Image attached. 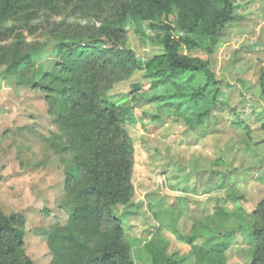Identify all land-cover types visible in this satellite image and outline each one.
<instances>
[{"label": "rangeland", "instance_id": "374dc122", "mask_svg": "<svg viewBox=\"0 0 264 264\" xmlns=\"http://www.w3.org/2000/svg\"><path fill=\"white\" fill-rule=\"evenodd\" d=\"M118 2L13 0L9 17L0 20V213L14 217L32 264H68L55 257L52 241L67 232L75 195L98 175L93 169L86 178L77 166L95 162L110 137L94 117L63 104L61 82L42 75L58 77L60 43L102 40L100 23L115 13ZM233 4L234 19L219 31L211 53H191L208 61L220 89L206 120L194 126L174 117L170 107L138 100L150 85L133 69L130 53L147 61L163 52L150 43L146 26L130 24L124 47L97 45L119 69L109 63L95 67L90 74L95 90L131 107V121L123 129L133 146L134 198L114 212L121 216L136 264H149L144 244L156 233L167 241L168 256L189 254L190 246L162 223L184 236L207 225L221 238L237 231L240 222L250 228L257 224L253 212L264 200V0ZM169 22L175 24V17ZM24 56L29 64L16 68ZM82 121L86 126L79 128ZM88 229L91 248L98 236ZM67 246L72 254L74 248ZM255 251L249 232H238L227 240L222 260L251 264Z\"/></svg>", "mask_w": 264, "mask_h": 264}, {"label": "trees", "instance_id": "16d2710c", "mask_svg": "<svg viewBox=\"0 0 264 264\" xmlns=\"http://www.w3.org/2000/svg\"><path fill=\"white\" fill-rule=\"evenodd\" d=\"M233 2L119 0L115 13L100 23L98 36L102 40L60 43L56 47L58 77L43 73V80L53 76L61 82L64 86L60 91L63 104L78 108V113L85 118L94 117L96 127L110 132L107 147L98 149L95 162L77 166L86 178L93 169L98 175L87 181L75 195V213L67 232L53 238L56 258H66L68 264H136L124 240L121 216L114 212L115 207H125L134 198L133 146L123 129L131 121V107L128 103L113 102L106 91L98 93L95 90L94 82L90 80L95 67L109 63L115 71L119 69L112 60L103 57L106 50L97 45L106 44L115 49L124 47L125 29L130 24L139 28L146 26L152 33L150 43L162 46L163 52L147 61L130 53L133 69L142 71L150 85L149 91L142 93L138 100L170 107L174 117L187 126H194L206 120L216 105L220 89L208 61L191 53H211L217 45L219 31L234 19ZM13 5V0H0V20L9 17ZM171 16L175 17V24L169 22ZM25 62L29 64L28 57H20L16 68L24 67ZM132 88L135 91L138 86ZM167 97L175 101L167 102ZM78 124L79 128L86 126L85 121ZM253 215L257 219L253 228L244 227L240 222L237 231L223 238L207 225L194 226L191 234L184 236L175 226L168 228L162 223V229H167L191 250L183 257L168 256L167 241L156 233L144 244L149 264H226L222 255L227 240L243 231L249 232L256 246L251 264H264V200L257 205ZM88 228L98 236L91 248L87 239ZM23 238L21 229L14 225V217L0 213V264H32L23 253ZM67 244L74 248L72 254L67 251ZM73 254L75 256L71 258Z\"/></svg>", "mask_w": 264, "mask_h": 264}]
</instances>
